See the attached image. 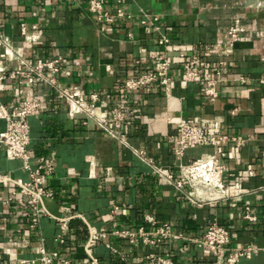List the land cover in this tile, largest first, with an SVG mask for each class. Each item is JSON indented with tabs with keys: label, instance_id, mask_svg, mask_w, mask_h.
Masks as SVG:
<instances>
[{
	"label": "crops",
	"instance_id": "0c3cea01",
	"mask_svg": "<svg viewBox=\"0 0 264 264\" xmlns=\"http://www.w3.org/2000/svg\"><path fill=\"white\" fill-rule=\"evenodd\" d=\"M103 1L108 9L116 7L114 0ZM88 3L0 0V36L5 44L0 45V53L8 49L9 69L18 56L32 62L60 56L59 85L81 84L87 102L89 95L96 94L95 116L108 129L113 128L110 109L118 108L125 115L118 133L123 135L121 141L96 120L69 114L67 104L48 85L0 84L2 106L20 103L19 89L40 102L41 113L29 119V149L36 158L55 159L54 171L45 182L52 192L46 207L54 218L42 217L36 229L29 227L26 202L20 203L18 197L6 202L16 188L0 184V264L37 259L40 246L47 254L56 252L70 259L71 264H89L84 251L89 230L103 234L90 248L101 264H147L148 253L171 254L173 264H226L225 254L198 249L191 240L200 238L213 222L228 232L229 247L255 249L238 264H264V0H126L124 9L132 17L110 26L96 22ZM141 11L158 17L157 31L140 26ZM21 24L33 41L25 40ZM235 25L240 32L234 54H211L210 47L222 45L226 31ZM159 34L169 39L165 49L157 46ZM160 53L170 62L166 88L122 89L126 79L153 70L154 55ZM192 57L218 81L214 101L203 96L202 82L183 80L182 65ZM179 120L200 125L210 135L242 142L189 147L178 158L174 149ZM4 129L0 119V132ZM134 151H144L172 181L181 180L180 165L215 155L225 166L228 197L197 207L191 199L206 201L204 194L193 192L183 180L179 191ZM20 166V161L7 159L0 149V172L26 179ZM113 208L116 213H111ZM246 208L254 218L251 221L243 218ZM145 215L168 223L180 239L133 247L112 235L115 229L134 230L140 225L148 229ZM61 219H68L63 243L57 241Z\"/></svg>",
	"mask_w": 264,
	"mask_h": 264
},
{
	"label": "built area",
	"instance_id": "2783aa9c",
	"mask_svg": "<svg viewBox=\"0 0 264 264\" xmlns=\"http://www.w3.org/2000/svg\"><path fill=\"white\" fill-rule=\"evenodd\" d=\"M116 7L111 10L105 7L103 0H89L88 12L94 16L96 22L100 25H113L117 21H122L132 17L124 9L126 0H114ZM140 26L149 31L150 29L158 30V17L156 15L139 13ZM21 34L28 42L33 41L32 36L26 35V27L21 24ZM240 29L238 26H231L226 31V41L221 44H214L210 47L211 54L220 53L222 57H229L234 54L235 44L239 38ZM157 46L165 49L169 43V39L159 34L156 38ZM0 45H5L0 36ZM222 46V51L219 47ZM17 64L9 69L5 63L11 60V55L6 48L3 53H0V84L7 85L14 81L17 84L40 83L52 87L59 99L64 101L68 106V113L71 115H83L86 120L94 119L114 138L123 141V135L118 134L121 130L125 115L122 110L112 108L109 115L113 122V128L108 129L103 121H100L95 116V104L97 95L91 94L88 96L89 102L86 100V95L82 90L81 84H74L71 87H63L56 81V75L60 73V63L62 57H57L53 60L43 61L38 60L32 62L30 60L17 57ZM155 67L153 70L139 75L134 78L126 79L121 85L126 91H139L145 87L158 85L167 87L170 82L169 68L170 62L165 53L154 55ZM223 65V61L219 63ZM183 80L186 82L200 81L203 84V96L209 101H214L218 97L216 85L218 81L210 77L204 69L200 68L196 57L185 61L182 65ZM217 75L220 72H216ZM64 75L70 77L71 73L65 71ZM241 83H245V78H240ZM262 82V81H261ZM19 94L23 97L20 103L10 104L7 106L0 105V119L5 122V129L0 132V149H3L5 156L9 160L20 161V168L26 174V179L16 178L6 173L0 172V184H9L16 188L9 193L6 202H11L15 197H18L20 203L26 202L29 207V227L36 229L39 220L42 217L48 216L49 211L46 207V201L52 197V192L45 187L46 178L54 171L53 157L36 158L30 151V122L29 119L38 116L41 113L40 102L33 97L29 92L19 89ZM234 112V111H233ZM179 136L176 140L174 153L178 158L185 155V151L189 147H206L214 146L224 141H234L241 143L242 141L235 137L227 135H210L197 124L188 123L185 120L178 121ZM134 154L144 163L152 167L153 171L160 177H164L169 183L173 184L179 191H182V180L185 181L193 192L204 194L206 201H195L192 203L197 207L202 206L209 201H217L228 197L226 186L223 181L225 166L215 155H207L204 158L189 161L187 164L179 166L181 175L180 181H172V178L157 167L153 166L151 160L146 157L144 151H134ZM117 208H113L111 213H116ZM243 218L245 220H253L249 214V209H245ZM68 219H61L60 234L57 241L63 243V234L65 225ZM143 222L149 225L146 229L144 225L138 226L134 230L115 229L112 235L124 239L130 246L133 247H154L169 239H180V235H175L171 231V226L165 222H159L154 217L145 215ZM103 234L89 230V237L84 246V251L88 257L89 264H101L98 259L92 256L90 248ZM194 246L198 249H206L214 254H225L226 264H238L242 258H250L255 252L251 247L234 249L229 247V235L224 227L217 223L207 225L204 233L200 238L191 239ZM38 258H25L20 261V264H35L39 261L42 264H51L56 261L57 264H71L70 259L61 258L56 252L47 254L42 246L36 249ZM147 264H173L171 254L158 256L153 253L145 255Z\"/></svg>",
	"mask_w": 264,
	"mask_h": 264
}]
</instances>
